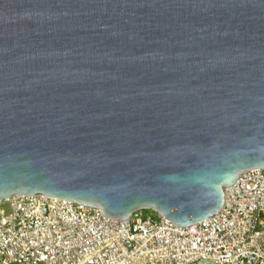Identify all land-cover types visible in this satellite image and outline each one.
Masks as SVG:
<instances>
[{"label": "water", "instance_id": "obj_1", "mask_svg": "<svg viewBox=\"0 0 264 264\" xmlns=\"http://www.w3.org/2000/svg\"><path fill=\"white\" fill-rule=\"evenodd\" d=\"M264 168V0H0V203L212 219Z\"/></svg>", "mask_w": 264, "mask_h": 264}, {"label": "built area", "instance_id": "obj_2", "mask_svg": "<svg viewBox=\"0 0 264 264\" xmlns=\"http://www.w3.org/2000/svg\"><path fill=\"white\" fill-rule=\"evenodd\" d=\"M0 264H264V168L239 173L219 214L189 226L151 209L115 220L48 195L10 196Z\"/></svg>", "mask_w": 264, "mask_h": 264}]
</instances>
